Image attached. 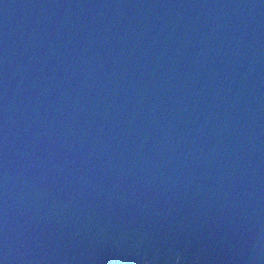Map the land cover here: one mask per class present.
<instances>
[{"label": "water", "instance_id": "obj_1", "mask_svg": "<svg viewBox=\"0 0 264 264\" xmlns=\"http://www.w3.org/2000/svg\"><path fill=\"white\" fill-rule=\"evenodd\" d=\"M0 264H264V0H0Z\"/></svg>", "mask_w": 264, "mask_h": 264}]
</instances>
